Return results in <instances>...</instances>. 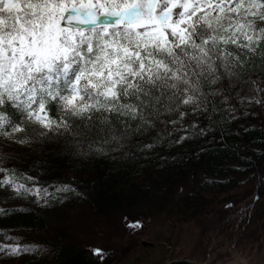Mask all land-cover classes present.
Here are the masks:
<instances>
[{
    "label": "snow or ice",
    "instance_id": "obj_1",
    "mask_svg": "<svg viewBox=\"0 0 264 264\" xmlns=\"http://www.w3.org/2000/svg\"><path fill=\"white\" fill-rule=\"evenodd\" d=\"M253 121L264 129V0H0V264H48L29 221L88 198L79 177L44 179L61 157L167 170L211 148L246 171L264 138L232 152L227 137Z\"/></svg>",
    "mask_w": 264,
    "mask_h": 264
},
{
    "label": "trees",
    "instance_id": "obj_2",
    "mask_svg": "<svg viewBox=\"0 0 264 264\" xmlns=\"http://www.w3.org/2000/svg\"><path fill=\"white\" fill-rule=\"evenodd\" d=\"M253 123L257 124L256 131L227 137L232 152L236 151L233 142L237 139L254 148L257 145L252 141L264 138L260 122ZM212 152L209 148L201 158L167 170L145 171L142 164L135 169L114 167L108 161L84 168L73 158L56 160L44 179L79 177L82 185L87 182L89 194L86 200L41 209L29 221L32 235L52 246L48 264H91L85 245L100 247L122 237L127 224L154 222L162 216L177 225L214 217L207 223L216 226L219 240L246 249L263 248L264 188L260 173L264 164L253 160L248 170L231 171L230 165L236 163L231 152ZM213 180L216 182L210 183ZM180 187L183 194L178 192ZM254 193L262 194L259 203L253 200ZM226 204L235 207L228 209ZM246 207L249 211L241 214ZM134 251L135 247L127 245L108 251L111 258L107 264H142L139 259L129 261L134 259Z\"/></svg>",
    "mask_w": 264,
    "mask_h": 264
},
{
    "label": "rangeland",
    "instance_id": "obj_3",
    "mask_svg": "<svg viewBox=\"0 0 264 264\" xmlns=\"http://www.w3.org/2000/svg\"><path fill=\"white\" fill-rule=\"evenodd\" d=\"M162 216L147 221L143 228L127 227L122 237L100 247L113 251L121 246L135 247L133 258L142 264H166L172 259L188 257L200 264H264L263 248L246 249L219 240L216 226L196 220L188 224H175Z\"/></svg>",
    "mask_w": 264,
    "mask_h": 264
},
{
    "label": "water",
    "instance_id": "obj_4",
    "mask_svg": "<svg viewBox=\"0 0 264 264\" xmlns=\"http://www.w3.org/2000/svg\"><path fill=\"white\" fill-rule=\"evenodd\" d=\"M166 264H200L198 261L191 260L188 257L175 258L167 262Z\"/></svg>",
    "mask_w": 264,
    "mask_h": 264
}]
</instances>
